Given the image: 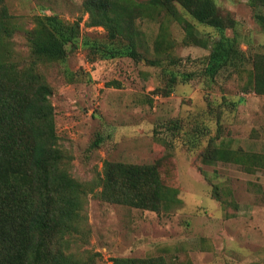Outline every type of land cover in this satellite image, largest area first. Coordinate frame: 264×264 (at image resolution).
<instances>
[{
	"label": "rangeland",
	"instance_id": "rangeland-1",
	"mask_svg": "<svg viewBox=\"0 0 264 264\" xmlns=\"http://www.w3.org/2000/svg\"><path fill=\"white\" fill-rule=\"evenodd\" d=\"M5 2L17 25L12 47L22 62L31 57L26 31L37 16L81 19V34L67 45L66 60L40 65L52 87L59 143L72 174L91 181L103 175L106 161L150 163L179 192L178 203L160 210L89 193L82 233L67 235L63 248L92 264L150 256H163L168 264H264V168L206 160L209 150L222 146L234 151L233 158L264 162V94L254 88L253 62L264 53V25L249 0H216L221 13L238 22L223 32L180 4L181 21L165 11H147L135 19L143 35L138 60L104 57L106 31L87 24L84 0ZM258 9L264 13V6ZM189 23L196 36L188 34ZM222 33H237L246 61L212 80L205 72L210 52L205 42ZM84 36L100 47L96 54L83 45ZM156 59L160 63H152ZM168 68L192 77L178 80L167 93Z\"/></svg>",
	"mask_w": 264,
	"mask_h": 264
},
{
	"label": "trees",
	"instance_id": "trees-1",
	"mask_svg": "<svg viewBox=\"0 0 264 264\" xmlns=\"http://www.w3.org/2000/svg\"><path fill=\"white\" fill-rule=\"evenodd\" d=\"M249 2L256 8V20L264 25L263 10L258 9L264 6V0ZM83 4L89 14L87 24L106 31V58L142 57L139 44L143 43V35L135 27V19L147 11H165L181 21L180 4L199 22L222 32L238 23L236 18L221 13L216 0H84ZM80 20L67 22L49 12L37 16L34 27L26 31L31 57L22 62L12 47L17 25L5 0H0V264H92L62 246L67 235L82 233L81 220L89 193L104 201L151 210L180 201L178 189L162 182L155 164L106 161L103 175L91 181L72 174L70 157L59 143L50 99L52 87L40 65L66 60L67 45L81 34ZM188 26V34L194 36L193 24ZM205 43L210 46L205 66L210 79L244 65L246 54L237 33H222ZM83 45L95 54L94 48H100L89 36H84ZM253 62L254 88L264 94V53L255 54ZM165 72L170 82L167 93L178 80L192 77L174 68ZM233 153L216 146L206 153V160L233 159L250 169L264 168L261 160L250 163L241 156L233 158ZM113 264L168 262L163 256L114 257Z\"/></svg>",
	"mask_w": 264,
	"mask_h": 264
}]
</instances>
